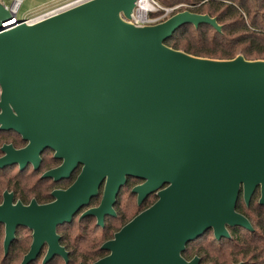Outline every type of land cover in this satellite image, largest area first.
<instances>
[{"label":"water","instance_id":"water-1","mask_svg":"<svg viewBox=\"0 0 264 264\" xmlns=\"http://www.w3.org/2000/svg\"><path fill=\"white\" fill-rule=\"evenodd\" d=\"M137 0H90L36 24L18 20L0 4V129L15 131L30 145L5 147L0 167L29 160L39 165L45 149L64 160L47 177L76 183L53 194L56 202L12 207L6 196L0 223L7 226L5 256L18 226L34 230L22 264L68 261L57 228L83 217L104 225L128 178L141 203L159 201L126 224L94 264H188L190 242L227 226L253 228L236 211L241 190L247 203L261 187L264 206V60L200 58L166 45L185 25H211L216 18L190 11L156 26H136ZM16 24L6 27L9 22ZM190 264H197L194 261Z\"/></svg>","mask_w":264,"mask_h":264},{"label":"flooded vegetation","instance_id":"flooded-vegetation-1","mask_svg":"<svg viewBox=\"0 0 264 264\" xmlns=\"http://www.w3.org/2000/svg\"><path fill=\"white\" fill-rule=\"evenodd\" d=\"M30 145V142L25 141L23 137L16 133L15 131H3L0 129V160L5 158L8 153L4 152L5 147H12L14 151H22L26 149ZM56 152L52 149H45L39 155V165L35 166V163L31 160L26 163L24 168H21L20 163L12 164L9 162V165H5L0 167V206L6 201V196L11 197V205L13 208H16L20 204L23 208H30L33 203H36L39 207L46 206L56 202V198L53 194L57 191H67L69 190L78 180L79 175L82 172L83 165H78V167L70 174L68 178H62L56 180L52 177H47L46 175L54 170L59 169L63 166L64 160L56 158ZM49 161V164H48ZM32 179H36L34 184L32 183ZM145 183L144 180L136 179V178H128L126 185L121 189L117 202L113 207L116 215L115 216H106L104 219V225H98V220L96 217H83V214L93 208L96 207L95 202L100 197L103 198L105 182L101 185L99 189V194L97 197L93 198L90 201V204L84 208H82L77 215L74 216L73 221L69 224L61 225L57 228V235L60 236V245L65 248L68 253V261H66L62 256H55L52 260H50L46 264H52L54 261L63 262L64 264H73L74 256L80 257V255H85V253H79V251H75L72 247H76L71 245L72 240L60 233V230L64 227L73 226L76 219L81 223L82 220L91 219L95 221L97 228L101 229L102 233L107 229V222L109 220H119V214H117V209L119 210L120 206V197L122 192L129 186H132L131 196L136 198L137 203V214L133 217H137L141 213L145 212L153 205H155L159 201V193L166 189L168 185H165L162 189L150 194L147 196L141 203H139V194L134 193V189L138 186H141ZM48 190V192H46ZM39 191V193L37 192ZM155 200L152 205L146 208V205ZM261 200V187H258L250 199L249 203L246 202L243 190L239 195L236 211L244 216L250 222L253 231H249L245 228L241 227H229L227 226V230L229 233V237H222L221 239H217L215 237L214 232L208 231L204 236L197 239L194 242H190L187 244L185 251L182 253V258L188 264L197 261V264H252L254 261L255 255L243 254L248 246H252L255 242H237L238 235L244 232V236L248 234H254L255 232L260 233V225L264 222V206L260 204ZM102 201V199H101ZM145 208V209H143ZM132 219V220H133ZM131 220V221H132ZM130 222V221H129ZM127 222V223H129ZM260 224V225H259ZM126 225V224H125ZM120 227L116 233H118L121 229ZM262 231V230H261ZM115 233V234H116ZM115 234L112 238H107L106 241L101 245L100 249L105 243L111 242L114 240ZM212 237L213 242L209 240L203 241L204 237ZM7 239V226L6 224L0 223V242H6ZM83 241V240H82ZM209 241V242H208ZM233 241V242H228ZM11 245L9 247L8 255L4 256L12 260L13 263L20 259V255H22L21 263H23L25 257L29 254L33 242H34V230L25 226H18L14 233V238L11 241ZM67 245H64V243ZM92 242V241H90ZM260 246L264 244V242H257ZM83 245V244H81ZM214 247V252L211 254H205L207 246ZM49 247L46 243L42 248L40 254L37 259L31 262L30 264H44V261L47 257ZM105 255L98 259L97 261L91 262L89 264H94L105 257L110 255L109 251H105ZM241 252V254H240ZM78 259V258H77ZM78 262V261H76ZM75 264H84L79 261V263Z\"/></svg>","mask_w":264,"mask_h":264},{"label":"trees","instance_id":"trees-1","mask_svg":"<svg viewBox=\"0 0 264 264\" xmlns=\"http://www.w3.org/2000/svg\"><path fill=\"white\" fill-rule=\"evenodd\" d=\"M156 1L166 8L182 6L179 10H175L173 15L183 11L209 15L216 18L218 24L222 27V31L219 32L208 24H202L198 27L185 25L166 41V45L170 48L196 57L214 60H232L239 55L250 61L264 60V0ZM153 16L156 15L153 14ZM127 219V217L119 218V227L128 224ZM260 227L262 230H260V233L255 232L247 236L239 234L237 237V242H255L242 252L243 254L256 256L252 264H264V244L260 246L257 243L264 242V222L261 223ZM91 241L84 242L83 245L92 244L96 249L92 250L89 257L74 256L73 264L79 263V261L89 264L105 255L100 247L106 241V231L102 233L101 238L94 235ZM64 245H67V242ZM213 252L214 247L209 245L204 251L205 254ZM9 262L11 260L4 256V261L1 264H9Z\"/></svg>","mask_w":264,"mask_h":264},{"label":"rangeland","instance_id":"rangeland-1","mask_svg":"<svg viewBox=\"0 0 264 264\" xmlns=\"http://www.w3.org/2000/svg\"><path fill=\"white\" fill-rule=\"evenodd\" d=\"M14 0H0V3H4L7 5H11ZM83 0H24L23 4L20 8L19 14L17 18L19 20L28 18L32 15H36L39 12H47V10H53L58 8H68L70 5L75 4V6H78L82 3ZM152 5L154 6V10L149 12L148 15H145L141 17V19L137 20L134 17V20L131 21L136 26H156L159 25L165 21H167L169 18L173 16V13L175 10H179L182 6H177L175 8H166L162 6L158 1L156 0H150ZM74 7V6H73ZM72 8V7H71ZM40 13L41 15L43 14ZM155 14L156 16H153ZM135 15H137V12L135 11ZM1 93V89H0ZM49 164V161H48ZM36 179H32V183L34 184ZM133 187L129 186L127 187L120 197V208L117 209V214H119V218L121 217H127L128 222L133 219L135 214L139 212L137 210V203L136 198L131 196V189ZM39 193V191H37ZM48 192V190H46ZM102 197L96 200L94 207L98 206L101 202ZM155 200L150 201L146 208L149 207L154 203ZM145 209V208H143ZM134 214V216H133ZM133 216V217H131ZM79 219L75 220V223L73 226L64 227L60 230V233L72 240L71 245H74L76 247H72L73 250L79 251V253H85V255H80V257H89V254L92 252V250H95L96 248L92 246V244H84L79 246L81 243L84 242H90L94 235H97L99 238L102 236L101 229L97 228L95 221L91 219H85L82 220L80 223L78 221ZM120 220H109L107 222V229H106V239L112 238L116 231H118ZM244 232L241 233L242 236H244ZM83 240V241H82ZM203 241L209 240L210 242H213V238L210 237H204L202 238ZM208 241V242H209ZM99 243V242H98ZM103 244V243H102ZM22 259V255H20V259L16 261L15 263L9 262V264H20ZM4 261V247L3 242H0V264ZM38 264H42L41 262ZM52 264H64L63 262L54 261Z\"/></svg>","mask_w":264,"mask_h":264},{"label":"bare ground","instance_id":"bare-ground-1","mask_svg":"<svg viewBox=\"0 0 264 264\" xmlns=\"http://www.w3.org/2000/svg\"><path fill=\"white\" fill-rule=\"evenodd\" d=\"M90 0H83L82 2L80 3H85V2H88ZM137 7L135 9V11L137 12V15H135V12L133 13L132 15V20H134V17L135 19L139 20L141 19V17L145 16V15H148L149 12L153 11L154 10V6L152 5V3L150 2V0H137ZM73 6L75 7V4L73 5H70L68 8H65V9H60L59 11H56L54 13H51L45 17H42L38 20H35L34 22H32L31 24H36L42 20H45L47 18H50L52 16H54V14H59L65 10H68L70 9L71 7L73 8ZM16 24V20L12 21V22H9L7 23L6 27H10V26H13Z\"/></svg>","mask_w":264,"mask_h":264},{"label":"built area","instance_id":"built-area-1","mask_svg":"<svg viewBox=\"0 0 264 264\" xmlns=\"http://www.w3.org/2000/svg\"><path fill=\"white\" fill-rule=\"evenodd\" d=\"M23 1L24 0H14L13 2H12V4L9 6V5H7V4H4V3H0V4H2L4 7H6L10 12H12L15 16H16V18H17V16H18V14H19V11H20V8H21V6H22V4H23ZM63 8V7H62ZM62 8H58V9H53V10H47V12H43V14L41 15L40 13H42V12H39L38 14H36V15H32V16H30V17H28V18H25V19H22V20H24L25 21V23H27V24H31L32 22H34L35 20H38V19H40V18H42V17H45V16H47V15H49V14H51V13H54V12H56V11H59L60 9H62ZM55 15V14H54ZM18 19V18H17ZM19 20V19H18ZM17 21V20H16ZM4 25H7V24H4Z\"/></svg>","mask_w":264,"mask_h":264}]
</instances>
